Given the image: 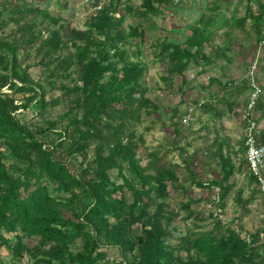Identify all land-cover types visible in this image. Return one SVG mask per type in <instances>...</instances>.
<instances>
[{"label":"trees","instance_id":"1","mask_svg":"<svg viewBox=\"0 0 264 264\" xmlns=\"http://www.w3.org/2000/svg\"><path fill=\"white\" fill-rule=\"evenodd\" d=\"M249 1L257 4V11ZM88 2L95 7L100 3ZM119 3L120 0H107L90 14L85 29L66 30L60 16L52 15L49 8H41L33 0H0V248L6 249L7 262L264 264V220L253 232L242 236L240 217L249 211L228 221L221 218L232 189L230 180L241 170V164L248 170V182L254 184L244 205L256 194L264 198L261 184L248 169L243 135L238 147L231 145L225 135H214L210 146L219 157L220 167L218 175L209 180H200L193 172L192 154L187 151L190 143L176 145L173 139L188 185L179 177L177 165L162 162L171 148L162 150L161 146L149 151L146 163L138 158L136 149L144 143V134L137 132V125L142 115L160 110L146 96V62L143 57L141 60L143 25L150 28L155 23L143 20L167 7L177 8L172 0H142L138 7L125 3L123 8ZM214 5L217 10L218 2ZM244 8L245 15L238 22L252 17L261 40L264 0H248ZM127 15H135L138 20L126 31L123 24ZM199 18L182 43L164 36L159 45L157 53L167 54L164 63L169 72L160 78L168 85L174 73L188 69L190 60L201 64L204 59L211 64V58L220 54L217 50L214 55L204 52L212 32L206 31L208 22ZM11 22L13 29L4 32ZM132 45L136 51L129 53ZM32 50L37 64L43 66L37 79L28 72V63L23 65ZM68 78L71 85L65 81ZM184 84L185 76L181 75L178 90ZM231 85L230 80L208 76L206 86L200 87H215L210 95L218 102L214 105L203 97L202 102L189 103L196 110L222 116L223 109L233 111L240 104ZM246 87L250 90L248 81L236 92ZM56 89L61 93L47 99L48 93ZM259 98L249 109V98L242 102V114L248 112L246 118L253 119L256 125V111L262 109ZM59 104L67 108L51 118L52 108ZM171 109L169 120L176 135L181 132L178 120L181 123L187 114L191 120L193 108L183 114L177 105ZM25 111L31 112L29 119ZM257 130L255 142L264 147V131L259 125ZM232 152L242 157L237 166L230 157ZM73 158L77 159L75 164ZM169 185L183 194L193 185L206 193L196 199L188 196L175 210L166 201ZM242 192L235 190L236 202H240ZM201 199L209 203L212 227L197 230L200 224L192 221L193 225L183 232L175 219L200 220L202 212L193 209L192 204ZM107 247L115 248L120 259H111ZM7 262L0 256V264Z\"/></svg>","mask_w":264,"mask_h":264},{"label":"rangeland","instance_id":"2","mask_svg":"<svg viewBox=\"0 0 264 264\" xmlns=\"http://www.w3.org/2000/svg\"><path fill=\"white\" fill-rule=\"evenodd\" d=\"M99 1L100 3L95 7L91 5L88 0H33L37 6L49 8L52 15L60 16L62 19L61 22L66 26V30L69 27L85 29V21L90 14L96 12L102 4L107 3V0ZM141 1L142 0H130V2H127V0H120L119 7L123 8L125 3H131L138 7ZM172 1L176 5V10L167 7V9H164L160 14L151 15L149 18L143 20V22L152 20L155 23V26L150 28H146L145 25H143L145 38L142 45L143 53L141 60L143 57V60L146 62L145 82L148 86L146 96L151 97L160 107V110L158 113L146 116L142 115L143 119L142 122L137 125V132H143L144 143L139 144L136 151L141 163H146L150 158L149 151L161 146L162 150L171 148L172 151L163 157L162 162L170 161L177 165L179 177L185 179V184L188 185V175L182 168L183 162L179 156L177 146L173 147L171 141L175 139L176 145L184 146L186 142L190 143L187 151L188 154H192L190 161L193 172L197 174V178L200 180H209L216 177L218 175L220 161L217 156L215 163L211 162L212 159H210V163L207 166L208 158H211V146L209 142L215 134L225 135L229 139L231 145L233 144L234 147H238V141L242 137L244 130L242 121V102H245L247 99L249 88L246 87L240 90L239 93L236 91H238L239 87L246 86V81L250 80V78L255 79L257 84L261 86L259 99L262 104V109L258 108L255 117H258V120H256L258 121L259 128L264 131V36L259 40L256 25L252 17H246L243 23L240 21L238 22V19H242L245 15L244 6L248 0ZM216 1L219 5L217 10L213 9V7L216 6L214 4H217ZM249 2L253 11H257V4L254 1ZM120 12H122V10L118 11L115 15L118 16ZM199 17L202 22H208L206 31L209 30L212 32L209 41L205 43L204 52L207 55H214L217 50L220 54H216V57L211 58L212 61L214 59V62L211 64L209 60L204 61V59L201 60V64H194V62L190 60L188 69L185 71L183 70L181 74L174 73L172 75V82L168 85L160 78V75L167 76L169 72L167 71L168 64L164 63V61L167 62V54L164 53L163 55H159L157 53L159 51V45L162 43L161 41L164 36L182 43L185 39V35H190L194 30V26L196 25L195 22ZM208 17H213L214 19L208 20ZM137 20V16L127 15L123 24L126 31L128 30L127 26L129 24H135ZM13 27L14 23L11 22L5 28L4 32L10 31ZM261 31L263 34L264 27H262ZM136 40H138V38H136ZM132 50L136 51L134 45L130 46L129 53ZM130 58L135 59V56L130 55ZM37 60L38 58H36L32 50L30 56L23 62V65L28 63V72L35 79L40 77L43 72V66L37 64ZM181 75L185 76L187 85L184 84L182 90H178L181 86ZM73 76L75 77V75ZM208 76H216L222 81L228 82L230 80L232 82L231 86L234 89V95L236 93L238 94L237 98L240 103L233 111L228 112L223 109L222 116L214 117L215 114L213 111H206L204 113L202 110H198L197 112L196 106L190 105L189 102L195 103L198 100L202 102L203 97H205L204 101H207V91L209 88L205 87V89L199 85L206 86ZM65 81L69 85L72 84L69 78ZM5 90L7 91V89ZM201 91L203 92L200 93ZM60 93V90L56 89L53 92H49L46 98L49 99L51 96H56ZM181 98L182 102H180ZM175 105H177L180 114L193 108L192 118L188 121V125H182L184 120L182 122L183 118H179L181 123L178 120L177 127L181 132L176 135L173 134V124L169 120V116L172 112L171 107ZM66 108L67 106L64 104L54 106L50 117L54 118ZM237 109H239L240 112H237ZM21 113L22 112H19V114ZM257 113H259L258 116ZM24 115L26 119H29L31 117V112L25 111ZM195 149H203L201 152L204 153L205 151L206 154H196L197 150ZM199 151L200 150H198V152ZM232 156L234 159L233 164L237 166L242 157H238L233 152L230 153V157ZM76 160V158H73L71 161L75 164ZM204 163H206V165H204ZM210 164H212V167H209ZM240 167H242L241 170L236 171L232 180H230L232 189L224 202L221 218L223 221H228L233 217H240L245 210L249 211L247 214L240 217V224L243 225V236L246 235L247 232H253L262 224L264 220V198L260 194H256L250 202L244 205L243 202L248 198L251 191L250 187H254V184L248 182V170L246 165L242 166L241 164ZM209 168L214 170H209ZM115 172L116 170H113L112 174H115ZM237 189H242L243 191L241 199L239 200L240 202H236L235 190ZM169 193L166 201L171 208L177 210L180 208V204L186 201L188 196L196 199L200 196H204L206 191L193 185L188 186L187 192L183 194L181 190H174L169 185ZM192 208L201 211L202 218L200 220L190 218L188 221H183L178 216L175 221H179L180 229L185 232L187 228L193 225L192 221L200 224L198 228H195L197 230L210 229L213 224L211 218L208 216L209 203L207 200L201 199L198 203H193ZM181 214L183 215V212H181ZM235 225L234 223L233 226ZM106 251L111 259H120V255L115 248L107 247ZM0 256L7 262L8 255L4 247L0 248ZM23 262L24 260L22 263ZM7 264L10 263L7 262Z\"/></svg>","mask_w":264,"mask_h":264},{"label":"built area","instance_id":"3","mask_svg":"<svg viewBox=\"0 0 264 264\" xmlns=\"http://www.w3.org/2000/svg\"><path fill=\"white\" fill-rule=\"evenodd\" d=\"M248 78V77H247ZM248 84L250 86L249 90V103L247 105V108H251L255 102V100L259 97L261 94V86L257 84L256 80L253 78H250L248 80ZM248 112L245 114H242V121H243V137L245 138V145L247 146L246 149V159H247V165L248 169L257 177L259 183L261 184V189L264 191V147L261 145H258L255 142V132H258L257 128L258 125H256L255 121L250 118H246ZM184 120V122H183ZM190 120L189 114L185 115L183 117L182 122L183 124H188V121Z\"/></svg>","mask_w":264,"mask_h":264},{"label":"crops","instance_id":"4","mask_svg":"<svg viewBox=\"0 0 264 264\" xmlns=\"http://www.w3.org/2000/svg\"><path fill=\"white\" fill-rule=\"evenodd\" d=\"M215 56H216V55H215ZM207 79H208V78H207ZM187 82H188V81H187ZM186 85H187V83H186ZM199 86H200V85H199ZM193 87H194V86H193ZM193 87H192V88H193ZM187 88H188V87H187ZM192 90H193V89H192ZM215 91H216V88H215V87H213L212 89H209V90L207 91V92H208V98H209V99H207V101L209 100V102H210V101H212V103L214 102V105H215L218 101H217V100L214 101V100H215L214 98L212 99V97H214V95H213V96L210 95V92H215ZM202 92H203V91H201L200 93H202ZM197 96H198V95H197ZM221 97H222V96H221ZM223 99L225 100V98H223ZM198 101H199V100H198ZM195 103H196V102H195ZM196 104H197V103H196ZM209 105H211V104H209ZM197 112H198V110H197ZM215 115H216V114H215ZM215 115H214V117H216ZM215 119H216V118H215ZM198 128H199V127H198ZM197 133H198V132H197ZM197 133H196V134H197ZM213 142H214V137L211 138V141L209 142V144L211 145ZM205 147H210V146H205ZM195 150H197V149H195ZM198 150H200V151L198 152ZM198 150H197V154H201V155L206 154L205 151H204V153L201 152V150H203V149H198ZM210 151H211V158H208V159H209V160H208V163H210V159H212L211 162H214V163H215V160H216L217 156H215V155L212 153V151H213V147H212V146H211V148H210ZM219 166H220V165H219ZM202 167H203V166H202ZM209 167H212V164H210ZM210 169H212V168H209V170H210ZM212 170H214V169H212Z\"/></svg>","mask_w":264,"mask_h":264}]
</instances>
